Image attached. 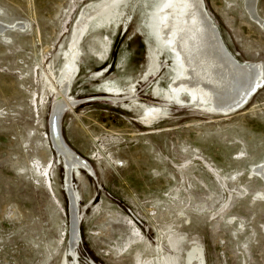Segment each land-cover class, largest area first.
<instances>
[{
    "label": "rangeland",
    "instance_id": "1",
    "mask_svg": "<svg viewBox=\"0 0 264 264\" xmlns=\"http://www.w3.org/2000/svg\"><path fill=\"white\" fill-rule=\"evenodd\" d=\"M96 1L0 0V264H188L194 249L204 264H264V0L258 20L243 0H203L227 50L261 66L245 108L171 101L148 124L104 92L135 80L136 101L167 103L153 89L172 62L141 77L148 0L126 26L82 33L62 93L63 51Z\"/></svg>",
    "mask_w": 264,
    "mask_h": 264
},
{
    "label": "bare ground",
    "instance_id": "2",
    "mask_svg": "<svg viewBox=\"0 0 264 264\" xmlns=\"http://www.w3.org/2000/svg\"><path fill=\"white\" fill-rule=\"evenodd\" d=\"M139 1L141 0H100L88 4L82 10L83 18L75 24L67 49H63L64 59L59 68L60 87L64 90L62 93L69 90L71 79L77 71L76 60L80 55L79 39L82 33L90 29L114 28L120 22L126 26L123 16L127 12L132 13ZM148 1L151 2V7L145 13L143 26H137L142 35L147 36L149 58L147 69L143 71L145 74L141 77L144 79L159 67L161 55L169 59L173 66L165 73L169 77L168 88L159 91L157 85L153 89V94L167 103L151 106L136 101L133 94L135 80L124 85L125 87L121 83H104V92L111 95L127 94L133 102L128 108L134 107L145 124L165 115L168 102L171 101L179 105L192 104L198 109L221 115L245 108L249 97L261 83L256 81L262 76L261 66L259 63L238 61L227 50L205 9L204 1ZM243 6L249 17L258 20L257 0H243ZM55 111L54 118H57L61 106ZM60 147L67 156H73L70 151ZM252 170L264 180V162L254 166ZM203 259L201 251L194 249L189 252L188 264H204Z\"/></svg>",
    "mask_w": 264,
    "mask_h": 264
},
{
    "label": "water",
    "instance_id": "3",
    "mask_svg": "<svg viewBox=\"0 0 264 264\" xmlns=\"http://www.w3.org/2000/svg\"><path fill=\"white\" fill-rule=\"evenodd\" d=\"M59 132H60V129H59ZM51 140H52V138H51ZM53 143V142H52ZM54 146V145H53ZM54 148L56 149V147L54 146ZM57 150V149H56ZM58 151V150H57ZM59 152V151H58ZM60 154H61V152H59ZM262 179V178H261ZM264 181V180H263Z\"/></svg>",
    "mask_w": 264,
    "mask_h": 264
}]
</instances>
